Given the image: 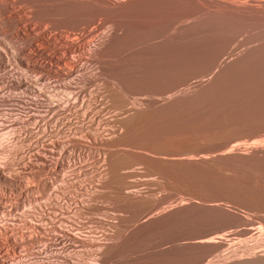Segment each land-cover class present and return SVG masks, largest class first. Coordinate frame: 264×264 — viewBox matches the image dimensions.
<instances>
[{
	"label": "rangeland",
	"instance_id": "rangeland-1",
	"mask_svg": "<svg viewBox=\"0 0 264 264\" xmlns=\"http://www.w3.org/2000/svg\"><path fill=\"white\" fill-rule=\"evenodd\" d=\"M0 4V14L4 8L7 11L4 19L0 15L1 40L6 41L5 32L12 23L20 28L28 26L36 34H46L50 29L46 28L47 17L34 13L36 5L41 2L0 0ZM68 6L66 9L71 11L68 12L70 16L84 17L88 11V7L80 2L75 8L69 9ZM189 10L188 6L180 9L176 4L165 11L125 16L120 19L119 27L128 30V35L140 28L145 32L148 29L153 31L151 27L167 22L177 11L184 13L177 21L186 24L197 17L196 14H188ZM115 19L108 10L92 15L99 32L110 29ZM260 29L264 27H243L234 33L239 39H249L254 33L261 32ZM55 30L50 29L47 35L73 40L81 34L79 30ZM165 30L166 34L172 32L170 27L162 29V33ZM141 34L138 32L133 36V41H140ZM93 39V35L85 36L79 42L89 43ZM158 41L156 32L147 39L150 44ZM12 44L18 49L24 46V41L18 38ZM237 51L224 54L223 59L233 58ZM112 53L109 50L103 54L98 52L100 56L92 54L93 61L77 66L72 85L78 89V98L68 106L70 110L57 109L54 114L45 115L46 96L65 93L60 84L68 77L50 76L39 69H23L30 76L34 91L24 92V87L16 91L19 96L13 113L17 119L19 116L25 118L30 109L36 115L30 119L29 135L24 133L23 122L17 124L15 160L18 167L21 166V156L25 150H30L46 156L48 162L42 171L38 168L40 162L34 159L30 191L26 192L19 186L12 200H2L0 225L11 214L16 227L23 226L24 220L29 218L35 225L39 221L38 224L45 223L49 227L73 228L85 242L70 250L56 246L46 253L35 252L41 243L36 242L32 254L18 247L15 253L19 255L10 250V256L18 257L15 261L19 259L20 264H37L41 258L44 260L42 264H72L69 261L77 264H218L223 255L238 250V257L242 251L243 258L239 260L244 263L241 264H251L246 263L245 258L250 253L264 250V178L257 180L243 171L229 168L220 172V176L209 175L207 178L201 174L205 171L204 166L194 169L198 165L193 160H198L207 150L212 154L219 152L220 143L225 142L230 147L236 142L238 148L235 151H243L254 141L264 140V75L241 78L228 85L231 94L239 91L241 94L230 101L223 98V107H229L227 110L223 108V115L228 116L230 111L229 115L238 118V123L226 124L223 120V127L214 132L192 137L180 125L188 120L190 123L191 117L202 113L192 104L203 102L204 96L188 97L184 104L191 106L179 108L171 105L150 110L139 103L155 100L159 104H167L183 92L196 89V82L205 81L208 75L179 81L175 77L183 72L180 67L168 68L170 71L165 73L157 59V63L151 61V65L139 62L136 64L138 72L132 74L136 76L123 75L126 91L120 93L117 84L121 83V74L106 64V58L115 59ZM34 59L44 61L38 57ZM141 74H151L154 78L143 81L140 80L143 78L139 76ZM131 107L142 111L131 118L128 116ZM200 118L204 123L218 122L217 118L205 114ZM132 123L135 124V132L127 133L126 128ZM215 167L212 163L211 169ZM232 174L236 177H231ZM19 180L22 182V177ZM234 195L241 198L237 200ZM216 202L227 208L220 212V220L204 225L193 224L197 214L205 212ZM180 207L186 210V220L172 219L159 223L160 216ZM231 220L233 225L222 227L220 224ZM245 229L249 232L241 233ZM209 232L215 241L225 237L226 244L210 251L203 261L198 262L195 256L206 247L191 241L193 237ZM236 232L240 234L235 235ZM224 234L231 235L227 237ZM67 259L69 261H65ZM49 260L54 262H47Z\"/></svg>",
	"mask_w": 264,
	"mask_h": 264
},
{
	"label": "bare ground",
	"instance_id": "bare-ground-1",
	"mask_svg": "<svg viewBox=\"0 0 264 264\" xmlns=\"http://www.w3.org/2000/svg\"><path fill=\"white\" fill-rule=\"evenodd\" d=\"M24 1L41 2V4L36 5L34 13L38 16L47 17L48 24L47 27L44 24V27L62 31L69 29L79 30L81 34L73 37V40H71L72 38L66 39L60 36L55 37V35L52 38L47 35L50 29L48 31L46 30V34H44L45 32L36 34L28 26L20 28L18 24L12 23L5 32L4 37L6 41L1 40L2 38L0 37V208H3L1 205L3 199H13V196H15L14 193L20 188L19 186L26 192L30 191L29 180L32 169L35 166L34 159L40 162L38 168L42 171L46 169L48 162L46 156L40 153H32L30 150H25L21 156V166L18 167L19 164L15 160L17 158L16 143L18 141L17 124L23 122L24 133L25 135H29L31 132V128L29 127L30 119L36 115L34 111V113L30 112V109L25 118L19 116L18 120L13 113L19 96L16 91L20 87H24L22 91L27 93H33L34 91L32 89L33 84L31 85L30 83V76L23 69H39L50 76L62 75L66 78L68 77V80L60 84L64 87L65 93L60 92L61 95L49 93L46 96L47 101L45 105L47 108H45L46 113L43 112L45 115L54 114L57 109L67 110L68 106L78 98V89L75 90V84H73L74 86L72 85L74 82L72 78L75 77L73 76L75 74L74 72L79 64L81 66L83 65L81 63L93 61L94 54L100 56L98 52L103 54L109 50L113 51L112 54L115 59L106 58V64L111 65L112 69H118L121 74V78L119 79L121 83L117 84L118 92L120 93L126 91V87L122 83L123 77L136 76L132 74L138 72L139 67L136 64L139 62L145 65H151V61L157 63V59L158 64L160 62L163 66L165 73L166 71H170L168 68L180 67L183 72L175 77L179 81H185L190 77H203L204 75H208L205 81L199 80V82H196V89L183 92L167 104H159L155 100H143L139 103L150 110L163 109L171 105L179 108L182 106H191L184 104V101L188 97L204 96L205 100L203 102L197 105L192 104V106L200 108L202 113L195 118L191 117L190 123L188 120L186 123H181L180 125L181 129L187 133L189 132L192 137L204 136L210 134L212 131L214 132V130L223 127V120L226 124L238 123V118H235L234 115H229L230 111L227 113L228 116L223 115V108L225 110L229 109L227 106L223 107V98L230 101V99L239 97V94H241L240 91L238 93L236 92V94H231L232 90L229 89L228 85L241 78L252 75H264V29H260L261 32L254 33L249 39H239L234 33V30L243 27H264V0H245L244 2H237V0ZM78 2L88 7V11L83 14L84 17L68 15L70 10L67 11V6L69 5V9L72 6L75 8ZM176 4H178L180 9L186 6L190 7L188 14H196L197 17L184 24L177 21L184 15L182 13L183 11H177L172 14L171 19L167 22H159L158 26L151 27L154 29L153 31L148 29L145 32L140 28L135 29V33L130 35H128V30H122L119 27L122 17L135 16L147 12L165 11L166 8ZM12 6L13 4L11 3ZM107 10L116 19L113 21L110 29L105 32H99L97 28L98 24L92 21V15ZM9 11L11 13V10ZM6 12V8H4V11L1 12L2 15L0 14L3 16L2 19H4ZM20 21L22 22V20ZM166 27L172 29L170 34H166L167 30L162 33V29H166ZM138 32L140 34L142 33V39L140 41H133V36H136ZM155 32L159 34V41L156 44L147 43V39ZM90 35H93L94 39L89 43L79 42L85 36ZM18 38L24 41V46L16 49V45L13 46L15 43L12 44V42ZM143 42L146 43L142 45ZM249 42L256 43L250 44ZM127 44H130L128 48H126ZM126 50L129 51L126 52ZM235 50L239 51L234 54L235 56L233 58L223 59L224 54ZM36 57L42 58L44 61L34 59ZM124 71L125 74H123ZM70 76L71 79H69ZM139 76L143 77L140 79L143 81H150L154 78L151 74H141ZM5 106L10 108H5ZM129 111L131 112L128 116L133 118L138 116L142 110L131 107ZM202 114L213 116L218 119V122H200V116ZM249 128L252 129L253 126ZM126 132H135V124L132 123L130 126H127ZM229 146L227 147L225 142L220 143L219 148H217L219 152L215 154H212L210 150L204 151L197 158L198 160H193L195 165H198L194 169H199L201 166H204L205 171L202 170L203 172L201 174H204L207 178L209 175L220 176V172H223L226 168L243 171L248 176L257 180L264 178V140L254 141L251 145L249 144L248 147L244 148L243 151H235L238 148V143L236 142ZM212 163L216 166L213 169H211ZM234 174L231 177L235 178L236 176ZM20 177H22V182L19 183ZM3 194L6 196H3ZM234 196L237 200L241 198L238 195ZM223 209L227 208L219 202H216L209 206L205 212L202 211L201 214H197L193 220V224L204 225L208 222L218 221L220 220V212ZM185 212V208L180 207L167 214H163L159 217L158 221L163 224L172 219L174 221H184L187 216L184 214ZM9 216L7 221L0 225V264H20L21 261L19 259L15 261L19 255L15 253L17 248L20 247L22 250L26 249L27 251L25 253L32 254V250L35 247L33 244L36 242H41L35 251L36 253H46L56 246L70 250L77 244L85 242L78 237L73 228L67 229L59 225L49 227L45 223L43 224V222H41L43 225L38 224L39 221L35 225L34 221L32 222L29 218L24 220L23 226L16 227L13 222L14 217L11 214ZM220 224L222 227H227L228 225H233L234 221H221ZM212 232L202 233L196 238L193 237L194 240L191 242L206 247L205 251L195 256L196 261H203L210 251L225 246V237L222 236L223 239H216L217 232L215 241ZM245 232H249V229L241 231V233ZM220 234L219 236L222 235ZM234 234L239 235L240 233L236 232ZM224 235L228 237L231 234ZM10 250L17 255V258H13L15 255L10 256ZM245 250L247 249L245 248ZM236 251L234 250L230 255H223V259H218V264L244 263L239 260L243 258L241 257L242 251L241 253L239 252L240 257L236 256ZM245 259L244 261L246 263L251 264L264 262V250L250 253ZM51 261L49 260L47 262L51 263ZM65 261L69 260L67 259ZM43 262V258L37 260V264H42ZM69 262L77 264L74 261Z\"/></svg>",
	"mask_w": 264,
	"mask_h": 264
}]
</instances>
